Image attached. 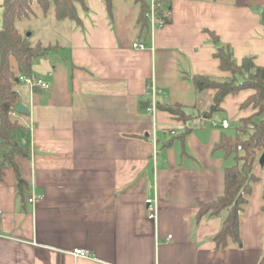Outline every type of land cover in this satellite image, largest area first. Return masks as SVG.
Listing matches in <instances>:
<instances>
[{"label":"crops","instance_id":"crops-1","mask_svg":"<svg viewBox=\"0 0 264 264\" xmlns=\"http://www.w3.org/2000/svg\"><path fill=\"white\" fill-rule=\"evenodd\" d=\"M87 2L81 24L37 4L36 16L16 21L33 44L53 49L33 65L50 88L23 94L34 127L29 157L16 158L26 185L17 187L13 168L0 171V264H264L260 165L240 214V245L216 247L226 212L196 221L201 206L223 195L225 167L234 164L215 148L234 129L213 121L251 115L252 107L240 105L252 90L228 95L211 119L184 123L149 109L152 84L158 100L190 113L210 106L213 92L186 78L231 77L209 32L232 47L238 63L253 56L264 66L257 9L264 0H166L172 22L149 34L140 33L133 0H113L111 14L103 0ZM12 66L17 71L15 59ZM34 194L41 199L31 203ZM152 197L156 220L146 211ZM75 249L90 256L76 257Z\"/></svg>","mask_w":264,"mask_h":264},{"label":"trees","instance_id":"trees-1","mask_svg":"<svg viewBox=\"0 0 264 264\" xmlns=\"http://www.w3.org/2000/svg\"><path fill=\"white\" fill-rule=\"evenodd\" d=\"M108 12L113 11V0H103ZM139 6L138 25L141 34H149L152 26L146 13L150 8L149 0H133ZM156 28L172 22L171 8L166 0H158ZM37 4L44 14L54 6L57 20L70 19L82 23L79 7L88 10L87 0H3L0 20V171L11 167L15 171L17 187L22 189L26 181L22 178L16 158L29 157L31 145L30 115L15 111L19 101H23L29 85L21 77L36 81L42 78L33 70L36 60L44 57L53 49L40 42L33 44L32 32L21 31L16 21L36 16L34 5ZM264 24V6L257 8ZM216 51L214 57L219 60L221 70L231 73L229 78H213L194 74L187 75L198 91L209 89L212 93L211 104L196 113L187 111L180 103L158 100V109L168 111L178 120L188 123L195 118L211 119L215 113L223 110L222 103L228 95H236L250 89L252 93L240 105V109L252 107L254 112L241 117L239 123L231 126L233 134L223 133L215 148L221 149L226 156L234 159V164L225 167V189L223 195L205 203L197 212L196 221L204 216L213 217L226 212L220 231L214 236L216 247L227 248L240 245V214L252 193V184L258 181L255 174L259 159L264 152V66L255 63L253 56H246L238 63L229 44H223L218 35L209 32ZM15 59L17 71L12 66ZM190 131L185 126L182 134ZM244 136V138L242 137ZM264 169V165H260ZM264 209V206H263Z\"/></svg>","mask_w":264,"mask_h":264},{"label":"built area","instance_id":"built-area-1","mask_svg":"<svg viewBox=\"0 0 264 264\" xmlns=\"http://www.w3.org/2000/svg\"><path fill=\"white\" fill-rule=\"evenodd\" d=\"M150 1V8L149 11L146 13V16L149 18L152 29L156 28L155 22H156V13H157V6L160 5V2L158 0H149ZM134 47L136 48H143V45L140 43H134ZM22 80H24L30 88L31 93L34 92L36 88H41V89H49L50 88V83L46 81L44 78H40L36 81L31 80L30 78L26 77H21ZM149 92L151 96V102L149 103V109L153 112L157 110V103H158V95L160 94L158 88H156L155 85H150L149 86ZM214 126L219 125L223 129H229L231 127V122L229 119L224 118L222 120L218 121H213ZM33 124H30V132L32 133L33 131ZM38 199H41L40 196L33 195L29 201L31 203H34ZM146 211L147 215L150 219L156 220L158 218V211H159V204L156 199V197L152 198H147L146 199ZM172 236L169 235L168 238H171ZM74 256L79 257V256H84L88 257L90 256V252L88 250L84 249H75L73 252Z\"/></svg>","mask_w":264,"mask_h":264},{"label":"water","instance_id":"water-1","mask_svg":"<svg viewBox=\"0 0 264 264\" xmlns=\"http://www.w3.org/2000/svg\"><path fill=\"white\" fill-rule=\"evenodd\" d=\"M146 105L148 106V103ZM15 111L18 112V113H21V114H26V115H30L31 114L30 108L26 104H24L22 101H19L16 104ZM259 164L260 165H264V152L260 156Z\"/></svg>","mask_w":264,"mask_h":264},{"label":"rangeland","instance_id":"rangeland-1","mask_svg":"<svg viewBox=\"0 0 264 264\" xmlns=\"http://www.w3.org/2000/svg\"><path fill=\"white\" fill-rule=\"evenodd\" d=\"M19 27L20 28H23L24 27V25L22 24V23H19ZM230 120V119H229ZM230 122H231V125L232 126H235V125H237L238 123L236 122V121H232V120H230ZM233 132V131H232ZM242 137L244 138V136L242 135Z\"/></svg>","mask_w":264,"mask_h":264}]
</instances>
